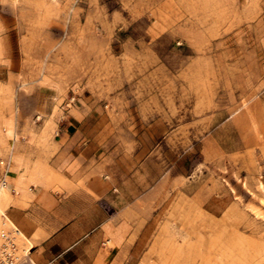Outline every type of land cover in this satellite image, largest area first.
<instances>
[{"label":"rangeland","instance_id":"obj_1","mask_svg":"<svg viewBox=\"0 0 264 264\" xmlns=\"http://www.w3.org/2000/svg\"><path fill=\"white\" fill-rule=\"evenodd\" d=\"M0 135L10 203L76 242L36 261L264 264V0H0Z\"/></svg>","mask_w":264,"mask_h":264},{"label":"crops","instance_id":"obj_2","mask_svg":"<svg viewBox=\"0 0 264 264\" xmlns=\"http://www.w3.org/2000/svg\"><path fill=\"white\" fill-rule=\"evenodd\" d=\"M66 146H69L68 150L70 151L72 157L69 162L73 161L72 164L75 166V170L79 171L77 174L79 173L85 175V179L88 183L92 181L100 182L98 179L95 180V178L98 176L100 171L105 172V163L104 159H96V154H93V151L95 150L93 143H80L74 141L72 144L67 143ZM98 184L99 187L95 191L98 192V195L100 196L105 195L107 188L105 185V179ZM42 194L39 192L38 196H40V198H44V202H48L50 206L54 204V201L51 199L50 195L46 193L43 195ZM22 202H24L23 198H15L13 194V201L9 204V206H11L7 212V215L10 217V220L12 219L11 221H14L13 223L16 224L29 239H33V241H35V244L32 243L33 247L41 245L45 250L47 247L49 252L54 255L55 258L62 257L73 250L76 242L73 244L64 245L59 243V241L56 239V237H58L62 230L66 227V222L68 221L67 219H54L52 216H50V218L44 222V220L39 219L36 215L38 213H42L43 215L44 213H48L47 210H45V207H42L43 205L38 204V202H33L29 203V206L26 207L21 205ZM105 225L106 223L103 222L93 230L98 228L100 230H105ZM102 250L103 252L98 254L99 257H93L91 262H105V246L102 247ZM35 251L37 250H34L32 254H34ZM73 253L75 254V251H73ZM39 261L46 262L47 259H39Z\"/></svg>","mask_w":264,"mask_h":264},{"label":"built area","instance_id":"obj_3","mask_svg":"<svg viewBox=\"0 0 264 264\" xmlns=\"http://www.w3.org/2000/svg\"><path fill=\"white\" fill-rule=\"evenodd\" d=\"M12 149V148H11ZM12 150L0 153V187L8 184ZM23 231L6 216L0 217V264H47L36 261Z\"/></svg>","mask_w":264,"mask_h":264},{"label":"bare ground","instance_id":"obj_4","mask_svg":"<svg viewBox=\"0 0 264 264\" xmlns=\"http://www.w3.org/2000/svg\"><path fill=\"white\" fill-rule=\"evenodd\" d=\"M1 136V135H0ZM2 139V138H1ZM1 141V140H0ZM12 147V146H11ZM13 159H15V160H18V156H15V154H14V150H12V155H11V161L13 160ZM30 173H32V176H36L38 173L36 172V171H34V170H31L30 169ZM31 177V176H30ZM21 179H23V178H21ZM29 179V178H28ZM33 179H35V178H33ZM25 180V179H24ZM12 187H11V185L10 184H7V185H4V186H1L0 187V217H2V215H4V216H6L7 217V219L9 220V221H11L10 220V217L7 215V213H6V209H7V207L9 206V204H10V192H9V190L11 189ZM11 222H14V221H11ZM24 236H25V238L28 240V241H31L25 234H24ZM32 248H34L33 247V244L31 243V245H30Z\"/></svg>","mask_w":264,"mask_h":264},{"label":"trees","instance_id":"obj_5","mask_svg":"<svg viewBox=\"0 0 264 264\" xmlns=\"http://www.w3.org/2000/svg\"><path fill=\"white\" fill-rule=\"evenodd\" d=\"M69 260L73 261V260H75V257L71 256V257H69Z\"/></svg>","mask_w":264,"mask_h":264}]
</instances>
